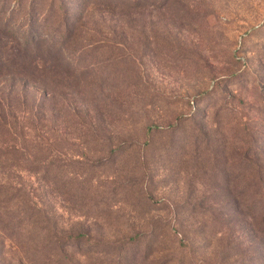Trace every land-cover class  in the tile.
Masks as SVG:
<instances>
[{
  "label": "rangeland",
  "instance_id": "1",
  "mask_svg": "<svg viewBox=\"0 0 264 264\" xmlns=\"http://www.w3.org/2000/svg\"><path fill=\"white\" fill-rule=\"evenodd\" d=\"M30 1L0 0V264H264V0Z\"/></svg>",
  "mask_w": 264,
  "mask_h": 264
},
{
  "label": "trees",
  "instance_id": "2",
  "mask_svg": "<svg viewBox=\"0 0 264 264\" xmlns=\"http://www.w3.org/2000/svg\"><path fill=\"white\" fill-rule=\"evenodd\" d=\"M5 4H7L8 0H2ZM23 1V0H21ZM94 2H97V3H101L103 4L104 6H107V7H110V8H115V6H113V1L111 0H93ZM31 4H30V7H32V11H34V8H37L35 7L33 4H37V0H31L30 1ZM31 14V13H29ZM36 16H37V11L35 10L34 13L31 14V19H30V22L34 21L36 19ZM69 32V30H68ZM6 112H4L3 110H0V156L2 155V153H4V149L8 148V147H11V148H14V147H17V143L16 144H13L11 143V139L9 138V135H12L14 137V135H16V129L17 128H13L10 124H8V121H7V114H5ZM5 114V115H4ZM7 189L5 186H2V188H0V194H6V190ZM15 199V195L13 196L12 193L9 194V195H4V200H6V202H11Z\"/></svg>",
  "mask_w": 264,
  "mask_h": 264
}]
</instances>
